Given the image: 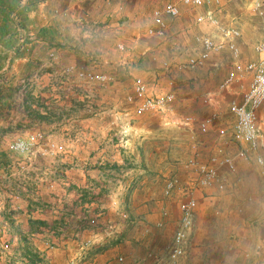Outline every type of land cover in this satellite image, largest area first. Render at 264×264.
I'll return each mask as SVG.
<instances>
[{"label": "rangeland", "instance_id": "1", "mask_svg": "<svg viewBox=\"0 0 264 264\" xmlns=\"http://www.w3.org/2000/svg\"><path fill=\"white\" fill-rule=\"evenodd\" d=\"M179 1L110 0V12L96 22L99 30L92 33V42H88L90 38L77 40L75 35L72 36V48L80 55L59 64L47 55L42 78H36L33 82L34 85L48 88L72 87L79 92V103L74 111L81 119L95 118L96 129L104 127L105 122L114 121L110 130H107L112 140L90 145V150L97 154L93 159V169L105 170L109 174L104 175L105 180L101 181L103 186L99 192L90 191L86 195L88 202L99 201L100 206L90 212H86L84 207L79 211L81 217H96L100 223L94 229L86 226V235L96 241L91 251L92 259H87L86 264H120L118 256H124V264H129L144 258L150 251L163 258L168 257L181 216L179 209L182 197L178 194L170 199L165 198V182L172 175H177L184 182L193 178L185 166L193 154L190 133L181 125V119L189 115L201 118L210 112L209 108L184 109L177 98L170 112L136 115L134 106L127 102V96L133 91L135 77H143L153 93L167 90L171 80L175 83L174 88H182L184 83L176 74L190 70L173 67L171 72L165 71L163 62L168 61L173 65L179 61L184 63L199 50L195 41L197 35L219 36L215 28L199 24L196 20L199 14L208 11H214L222 25L238 28L242 33L239 45L243 61L256 58L255 47L261 39L262 28L261 19L253 10L254 0H221L219 6L201 8L181 5L182 13L178 18H166L169 26L167 38L145 34L146 29L152 26L155 9L162 8L167 2ZM104 26H108L109 31L103 30ZM121 43L126 46L125 52L118 49ZM210 59L220 66L218 72L222 74L227 73L232 66L228 49L213 54ZM69 65L79 70L104 72L114 80L105 86L89 85L75 76L63 74V68ZM33 68H38V65L34 64L27 71ZM23 75L12 85L29 86L21 82ZM200 98V95L196 98V104L201 103ZM221 106L227 109L228 103L223 102ZM133 125L141 130L136 131ZM194 130L197 131L196 125ZM210 134H199L202 159L210 154L207 145L213 141L218 143L216 132ZM0 144L5 148L9 143ZM65 144L69 150L74 149L71 141H65ZM236 149V146L228 145L225 151L235 154ZM101 151L113 155L116 153L117 156L111 161L102 162ZM130 170L133 171L125 174ZM223 175L227 180V188L223 192L215 189H199L195 192L198 199L196 217L179 264H262L264 260V181L259 169L238 159L237 170L230 172L224 169ZM143 187L147 189L145 204L155 206L160 203L166 207L165 204L171 202L174 207L172 227L158 250L150 240L152 232H146L149 235L142 238L144 231L151 229L154 223L132 208L133 194ZM96 197L98 200L95 201ZM123 212L128 214V218L123 217ZM78 223L85 224L81 221ZM110 224L114 229L105 231ZM55 245L58 248L57 243ZM60 255L57 264H68L72 258L68 248L66 253Z\"/></svg>", "mask_w": 264, "mask_h": 264}, {"label": "crops", "instance_id": "2", "mask_svg": "<svg viewBox=\"0 0 264 264\" xmlns=\"http://www.w3.org/2000/svg\"><path fill=\"white\" fill-rule=\"evenodd\" d=\"M109 12L110 0H0V143H9L5 148L0 144V264H57L67 248L74 257L73 235L79 226L80 209L84 207L90 212L100 206L99 201L88 202L86 195L90 191L99 192L104 175L109 173L93 169L97 154L90 150V145L110 142L112 135L107 130L114 121L96 129L95 118L81 119L74 111L79 92L72 87L48 88L33 82L35 78H42L47 55L54 53L58 64L76 57L79 53L72 48V36L77 40L90 38L88 42H92V33L99 30L96 22ZM107 28L104 26L103 30L109 31ZM20 47L23 51L15 55L14 51ZM34 64L38 68L27 71ZM219 68L210 59L203 67L176 74L184 86L174 88V103L178 98L184 109L206 108L201 98L217 91L227 75L219 73ZM22 75L33 77L29 86L12 85ZM199 95L201 103L196 104ZM230 99L231 96L221 99V104H229ZM220 107L232 119L229 109ZM258 119L264 155V104L258 111ZM220 125L216 124V128ZM133 128L141 130L136 125ZM36 131L56 141H71L74 149L67 147L65 154L55 159L41 157L23 173L19 163L8 154L9 146L15 139ZM207 147H210L209 158L217 144L213 141ZM116 156V153H102V162ZM18 188L23 198L15 201L12 191ZM146 190L143 187L133 194L132 208L154 223L142 238L149 235L146 232H152L150 240L158 250L172 227L174 207L171 202L166 207L160 203L145 204ZM164 208L167 215L162 212ZM49 241L57 243L58 248H49ZM4 243L9 248L3 247Z\"/></svg>", "mask_w": 264, "mask_h": 264}, {"label": "built area", "instance_id": "3", "mask_svg": "<svg viewBox=\"0 0 264 264\" xmlns=\"http://www.w3.org/2000/svg\"><path fill=\"white\" fill-rule=\"evenodd\" d=\"M221 4V0H180L179 2H167L162 8L153 11L152 26L146 29L145 34L159 38H167L169 26L166 17L178 18L182 11L181 5L201 8L210 5ZM253 10L261 19V39L255 47L256 58L248 61L242 60L239 41L242 38L238 28L227 27L220 23L214 11L201 13L197 16L199 24H208L216 29L218 37L211 35H197L195 38L199 50L188 57L183 62H176L175 65L168 61L163 62L165 71L171 72L173 67L188 68L195 70L203 67L209 61L213 54L220 53L228 49L232 56V66L227 72L224 81L219 89L210 92L202 97V102L211 111L201 118L186 116L181 119V125L189 130L191 143V152L193 154L188 158L186 167L193 174L189 182H184L177 175H172L166 179L163 195L165 198H172L180 194V219L174 233L173 243L168 257L150 251L146 256L139 260H134L129 264H179L185 254L186 243L189 234L194 226L198 199L195 192L199 189H215L223 192L227 188V180L223 175V170L230 172L237 170V160L242 159L248 164H252L259 169V173L264 181V155L261 152L263 148L258 111L264 104V0H254ZM22 50V47H20ZM121 52L126 51L124 44H118ZM16 50L14 54H16ZM54 60V53L50 55ZM62 73L66 76H75L76 79L89 85L105 86L112 82L114 78L104 72H89L79 70L73 65L63 68ZM33 77H29L22 82L30 84ZM36 79V78H35ZM174 81L168 82V90L153 93L148 83L143 77H135L133 81V91L127 96V102L134 106L136 115H144L149 112H170L176 101L174 90ZM231 96L228 104L232 120H227L225 113L221 109V99H227ZM221 123L216 128V124ZM195 125L197 131L194 130ZM216 128L218 143L215 153L207 159H202L200 152L199 134L208 135ZM126 136V133H123ZM228 145L237 147L236 153L225 151ZM67 145L65 142L56 141L47 136L42 131H36L15 139L10 143L9 154L19 163V170L25 173L30 167H34L39 158L55 159L65 154ZM12 198L20 201L23 198L20 188L13 189ZM117 204V202H114ZM165 215L167 212L162 211ZM124 218H128L127 213H122ZM85 224L78 226L73 235V241L77 244V252L68 264H86L87 259L92 256L91 251L95 245L92 236L86 235L87 228L99 227V221L96 217L82 216L79 219ZM113 225H108L105 231H112ZM56 243L48 242L49 248H55ZM8 243L3 247L9 248ZM120 264L126 263L124 256H118ZM264 264V260L262 262Z\"/></svg>", "mask_w": 264, "mask_h": 264}, {"label": "trees", "instance_id": "4", "mask_svg": "<svg viewBox=\"0 0 264 264\" xmlns=\"http://www.w3.org/2000/svg\"><path fill=\"white\" fill-rule=\"evenodd\" d=\"M15 1H19V0H13V2H15ZM20 51H23V50H20V48H17L16 49V52H17L16 54L18 55Z\"/></svg>", "mask_w": 264, "mask_h": 264}]
</instances>
